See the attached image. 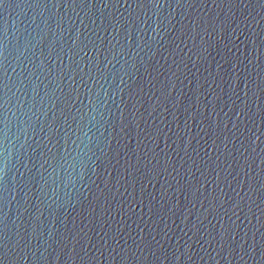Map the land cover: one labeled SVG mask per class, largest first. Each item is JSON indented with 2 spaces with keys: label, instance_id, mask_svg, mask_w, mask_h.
I'll list each match as a JSON object with an SVG mask.
<instances>
[{
  "label": "water",
  "instance_id": "water-1",
  "mask_svg": "<svg viewBox=\"0 0 264 264\" xmlns=\"http://www.w3.org/2000/svg\"><path fill=\"white\" fill-rule=\"evenodd\" d=\"M0 264H264V0H0Z\"/></svg>",
  "mask_w": 264,
  "mask_h": 264
}]
</instances>
